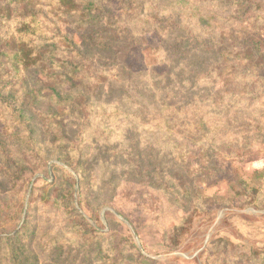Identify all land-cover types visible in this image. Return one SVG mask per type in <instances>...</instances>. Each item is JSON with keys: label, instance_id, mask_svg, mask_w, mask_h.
<instances>
[{"label": "rangeland", "instance_id": "374dc122", "mask_svg": "<svg viewBox=\"0 0 264 264\" xmlns=\"http://www.w3.org/2000/svg\"><path fill=\"white\" fill-rule=\"evenodd\" d=\"M125 1L102 3L109 6L117 21L120 14L131 13L124 7ZM129 1L159 6L160 17H167L174 26L181 21L184 32L164 30L156 19H148V12L132 19L123 16L115 25L122 31L121 37L129 30L123 45L130 43V48H122L119 62L132 74L145 72L143 86L154 87L162 80L154 91L163 95L161 100L177 101L175 107L160 101L156 108L147 102L137 107L129 104L134 111L148 106L133 125L132 118L95 114L94 124L112 128L111 140L108 145L85 142L90 148L84 163L86 179L81 184L82 167L77 170L54 157L46 170L25 145L14 143L10 135L16 122L1 108L0 131L4 132L5 120L9 133L0 143V166L19 160L29 170L24 181L1 178L0 173V192L8 190L10 203L0 228L17 231L23 226L26 214L24 211L21 217L19 206L25 197L28 206L34 186L54 180V165L59 174L77 182L75 205L90 228H79L78 237L74 231H63L61 241L70 242L46 249L56 234L51 225H41L37 241L40 250L50 254L49 264H55L54 259L59 264H264V93L255 96V91L247 96L240 88L243 82L235 79L238 53L244 50L245 41L252 38L264 53V0ZM46 13L45 27L53 32L49 36L56 35V42L60 40L58 30L81 40L78 31L83 28L67 23L70 19L61 10L47 9ZM202 19L208 22L201 24ZM15 25V18L0 19L4 31H13ZM180 35L216 39L225 65L197 85L185 80L169 82L172 72L189 63L188 58L177 56ZM58 46L55 50L64 51ZM27 75L38 91L43 90L37 83L40 77L36 69H29ZM113 100L104 104L108 112L117 105ZM76 135L71 132V136ZM118 152L119 157L113 159ZM47 201L39 198L33 203L29 230L38 216L53 219L49 218ZM54 219L58 227H65L61 214Z\"/></svg>", "mask_w": 264, "mask_h": 264}, {"label": "trees", "instance_id": "16d2710c", "mask_svg": "<svg viewBox=\"0 0 264 264\" xmlns=\"http://www.w3.org/2000/svg\"><path fill=\"white\" fill-rule=\"evenodd\" d=\"M102 2L103 0H0V19L16 20L13 31H4L0 27V112H3L1 108H4L9 112L10 120L16 122L10 136L15 140L14 143L25 145L32 158L38 164H43L46 170L47 163L54 157L73 165L77 170L82 167L79 170L82 171L80 184L86 179L84 163L90 148L85 142H105L108 145L111 140L112 128L106 124H94L95 114H105L108 118L113 117V114L118 119L132 118L133 125L134 120L140 117L148 106L134 111L129 109V104L137 107L147 102L156 108L158 101L172 107L177 103L161 100L163 95H158V90L154 91V87H158L162 80L155 82L154 87L143 86L145 84L142 85L141 81L145 72H138L142 75L132 74L130 68L119 62L122 48L126 45L130 48V43L123 45L129 30L121 37L122 31L115 25L123 16L132 19L133 15H144L148 12V19H156L159 26L163 25L164 30L184 32L181 21L175 22L174 26L169 23L167 17H160L159 6L147 1L133 3L129 0L125 1L124 7H129L127 12H131L130 15L122 13L119 18L116 17V21L113 11ZM238 2L244 3L246 0ZM52 8L66 14L70 19L67 23L76 28H83L78 31L81 40L63 30H58V42L55 41L56 35L51 37L53 32L45 27L44 20L48 18L46 10ZM207 22L204 19L200 21L201 24ZM38 36H41L42 41ZM180 38L176 45L177 56L179 59L188 58L186 61L189 63L172 72L168 77L169 82L185 80L191 85H197L213 76L221 65H225L223 50L217 49L216 39L185 35H180ZM253 41L252 38L245 41L244 50L238 53L239 63L236 68L239 72L235 79L239 83L243 82L240 88L247 96L257 94L258 91L259 95L255 96H261L264 93V53L257 49ZM58 45L63 46L64 51H57ZM186 47L190 50L185 51ZM193 47L198 49L192 50ZM29 69L38 71L40 78L37 83L43 85V90L38 91L31 82L27 75ZM156 77L157 74L153 78ZM126 78L128 81H125ZM186 91L190 92L188 89ZM169 95L170 92L167 97ZM140 98H143V102ZM112 99L117 105L114 106L113 112H108L104 104ZM3 124L4 132L0 131V143L9 133L7 121L4 120ZM71 128H74V131H71ZM108 131L109 135H105ZM71 132L77 135L71 136ZM89 134H93L92 137H87ZM158 144L162 146L160 141ZM120 154L115 153L112 158L115 159ZM21 162L17 160L9 162L8 165H1V178L23 180L26 170L29 169ZM157 162L161 163L156 159ZM53 167L54 180L41 187L34 186L28 206L25 205L26 197L19 206L21 217L24 211L26 214L23 226L17 231L15 228H0V264H49L47 260L50 254L45 255L37 241L41 225H51L50 229L56 234L51 243L49 241L45 245L46 249L50 246L57 247L59 242H70L61 241L64 237L61 234L63 231H74L75 237H78L79 228H90L83 213L75 205L77 182L59 174V169H56L58 167ZM158 173L159 171L156 174ZM161 175L162 172V178ZM166 179L170 180V177ZM102 188L98 187L99 192L103 191ZM36 193L39 194L37 197ZM8 194V190L0 192V221L7 218L4 209L10 207ZM39 198L41 201L44 198L48 200L49 218L53 219L45 220L38 216L39 220L34 222L29 230L28 217L34 209L33 203ZM79 203L81 204V201ZM180 206L185 207L186 204L180 203ZM57 214L65 218V227L57 226L54 219ZM54 262L59 264L57 259H54Z\"/></svg>", "mask_w": 264, "mask_h": 264}]
</instances>
